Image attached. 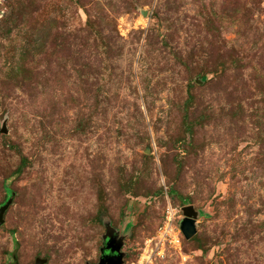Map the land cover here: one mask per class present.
<instances>
[{
  "label": "rangeland",
  "instance_id": "374dc122",
  "mask_svg": "<svg viewBox=\"0 0 264 264\" xmlns=\"http://www.w3.org/2000/svg\"><path fill=\"white\" fill-rule=\"evenodd\" d=\"M8 191L0 264H264V0H0Z\"/></svg>",
  "mask_w": 264,
  "mask_h": 264
},
{
  "label": "water",
  "instance_id": "95a60500",
  "mask_svg": "<svg viewBox=\"0 0 264 264\" xmlns=\"http://www.w3.org/2000/svg\"><path fill=\"white\" fill-rule=\"evenodd\" d=\"M4 133V132H3ZM13 194L11 197L6 201L4 205L0 207V227L4 224V214L6 213L9 206L12 204ZM186 220H183L180 223V231L183 237L186 240H189L195 235V228L193 225V219L197 218V214L195 213L192 206H187L182 209ZM120 244L115 242L112 239L109 243H107L106 248L108 250L107 255H103L100 259L99 264H122V255L119 253ZM45 261L37 260L35 264H44ZM17 264V263H13Z\"/></svg>",
  "mask_w": 264,
  "mask_h": 264
},
{
  "label": "trees",
  "instance_id": "16d2710c",
  "mask_svg": "<svg viewBox=\"0 0 264 264\" xmlns=\"http://www.w3.org/2000/svg\"><path fill=\"white\" fill-rule=\"evenodd\" d=\"M34 40H35V43L37 44L38 42H39V37H38V35L37 34H35L34 35ZM35 44V45H36ZM18 59H19V61H18V64H17V68H15V70H17L18 68V72H19V70L21 69L20 68V65L23 63V59H24V55H21V54H19L18 55ZM185 118L187 119L188 118V116L186 115L185 116ZM187 124V123H186ZM189 124V123H188ZM188 124H187V127H191L190 125L188 126ZM170 193H172V191H170ZM8 194L10 195V197H11V195L13 194L11 191H8ZM7 199H8V195H7Z\"/></svg>",
  "mask_w": 264,
  "mask_h": 264
},
{
  "label": "flooded vegetation",
  "instance_id": "af4514ba",
  "mask_svg": "<svg viewBox=\"0 0 264 264\" xmlns=\"http://www.w3.org/2000/svg\"><path fill=\"white\" fill-rule=\"evenodd\" d=\"M107 254H108V251H106L105 253H103V255H107ZM103 255H102V256H103ZM102 256H101V257H102Z\"/></svg>",
  "mask_w": 264,
  "mask_h": 264
},
{
  "label": "built area",
  "instance_id": "2783aa9c",
  "mask_svg": "<svg viewBox=\"0 0 264 264\" xmlns=\"http://www.w3.org/2000/svg\"><path fill=\"white\" fill-rule=\"evenodd\" d=\"M167 221H168V222L170 221V218H169V217H167Z\"/></svg>",
  "mask_w": 264,
  "mask_h": 264
}]
</instances>
